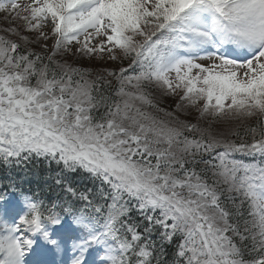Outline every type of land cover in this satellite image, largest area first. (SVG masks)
<instances>
[{
  "label": "snow or ice",
  "instance_id": "1",
  "mask_svg": "<svg viewBox=\"0 0 264 264\" xmlns=\"http://www.w3.org/2000/svg\"><path fill=\"white\" fill-rule=\"evenodd\" d=\"M0 14V264H264V0Z\"/></svg>",
  "mask_w": 264,
  "mask_h": 264
},
{
  "label": "trees",
  "instance_id": "2",
  "mask_svg": "<svg viewBox=\"0 0 264 264\" xmlns=\"http://www.w3.org/2000/svg\"><path fill=\"white\" fill-rule=\"evenodd\" d=\"M168 108H171L172 105H168ZM29 168H31L32 170V176L31 178L33 179V184L31 185V187L35 188L36 187V181H41L42 179H47L46 175L42 176V173L45 171V164L43 161L39 162V167H37V161H32L29 164ZM53 168H55V165H53ZM15 172H20V169H15V170H11V169H0V175H11ZM79 183L81 186H86V187H91V184L88 180L84 179V178H79ZM25 189H27L29 187V185H24ZM45 191H47V189H45Z\"/></svg>",
  "mask_w": 264,
  "mask_h": 264
},
{
  "label": "rangeland",
  "instance_id": "3",
  "mask_svg": "<svg viewBox=\"0 0 264 264\" xmlns=\"http://www.w3.org/2000/svg\"><path fill=\"white\" fill-rule=\"evenodd\" d=\"M8 24L5 22L4 20V17H3V14H0V28L2 27H7ZM31 35H34V34H31ZM35 49L37 51L40 50L39 46L38 45H34ZM70 62L74 63L75 66H78V67H84V68H89L91 69L92 71H101L102 70V67L100 66V64L93 60L92 58L90 57H87V56H76V57H71L70 58ZM202 63H207L206 61H202ZM114 65L112 64H108L107 67H113ZM172 105L173 104V101L172 100H168L166 103H165V107H169L168 105Z\"/></svg>",
  "mask_w": 264,
  "mask_h": 264
}]
</instances>
